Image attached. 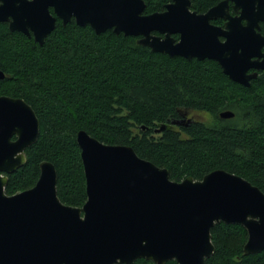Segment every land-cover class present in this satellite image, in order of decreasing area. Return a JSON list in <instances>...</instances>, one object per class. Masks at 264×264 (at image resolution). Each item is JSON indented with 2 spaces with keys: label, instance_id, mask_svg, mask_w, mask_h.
I'll list each match as a JSON object with an SVG mask.
<instances>
[{
  "label": "water",
  "instance_id": "1",
  "mask_svg": "<svg viewBox=\"0 0 264 264\" xmlns=\"http://www.w3.org/2000/svg\"><path fill=\"white\" fill-rule=\"evenodd\" d=\"M189 3L174 0L163 12L145 14L144 0H0V21L43 44L58 17L65 25L74 16L98 34L113 29L143 35L138 43L154 51L217 60L232 80L250 85L257 73L247 68L264 67V58L251 63L233 40L220 42L209 33V19L222 4L198 14ZM174 32L181 33L180 41ZM5 75L0 67V78ZM235 114L220 112L222 118ZM40 129L29 102L0 94V264H130L139 258L204 264L216 249L212 228L221 221L246 228V254L264 250V191L257 184L223 168L201 179L175 180L167 167L141 157L133 146L106 143L84 129L76 137L86 178L82 206L59 197L58 170L50 160L40 162L34 186L7 193L8 174L27 162L26 149Z\"/></svg>",
  "mask_w": 264,
  "mask_h": 264
},
{
  "label": "trees",
  "instance_id": "2",
  "mask_svg": "<svg viewBox=\"0 0 264 264\" xmlns=\"http://www.w3.org/2000/svg\"><path fill=\"white\" fill-rule=\"evenodd\" d=\"M167 0H147V9ZM204 9L217 0H192ZM0 94L22 97L41 124L27 162L9 174L6 191L34 186L40 162L58 170V195L67 204L87 200L77 142L84 129L110 144H127L167 167L172 179H201L217 168L240 174L264 191V74L250 86L232 80L212 59L171 56L137 43L134 36L59 20L43 44L0 21ZM233 109L237 119L220 112ZM203 114L186 135L172 122ZM165 125L160 131L156 128ZM160 132V136L154 135ZM248 233L238 223L212 228L214 253L204 264H264V250L246 254ZM130 264H155L139 258ZM166 264H179L170 260Z\"/></svg>",
  "mask_w": 264,
  "mask_h": 264
},
{
  "label": "flooded vegetation",
  "instance_id": "3",
  "mask_svg": "<svg viewBox=\"0 0 264 264\" xmlns=\"http://www.w3.org/2000/svg\"><path fill=\"white\" fill-rule=\"evenodd\" d=\"M144 1L145 3L147 2V0H144ZM173 2L174 0H167L163 3V5L160 8H153L150 10L147 9V3H146L144 13L151 14L154 12H163L167 9L168 4H171ZM189 2H190L188 4L189 10L191 12H197L198 14H205L211 8L219 4H222V6L219 9L218 15L216 17H212L209 19V23H210L209 33H213L216 39H218V41L220 42H225L228 39L233 40L237 53H242L244 56H250L251 63L263 60L264 58V15L262 16V14H264L263 13L264 12V0H217L215 3L207 6L204 9L195 5L192 0H189ZM50 10L51 12L54 13L53 6H50ZM59 20H61L63 24L62 19L59 17L57 18V24ZM72 20H75L76 22V18L74 16H72ZM1 22H6L8 23V26H9L8 21H1ZM152 34L161 36L162 38L166 36V33L161 32L159 30H153ZM130 36H134L137 43H138V40L143 37V35H130ZM171 36L175 39V42H178L181 39L180 32L171 33ZM145 46H148V45H145ZM174 56H181V55H174ZM182 57H185V56H182ZM193 58L198 59L197 57H193ZM204 59H211V58H204ZM204 59H199V60H204ZM214 61H216L217 64L223 70V67L220 64V62L217 60H214ZM247 69H248L247 73L249 74L255 73V72L257 73V75L250 80V84L255 79H257L260 75L264 74V67H257V66L251 65ZM234 111L236 112V110ZM188 117L191 118V120H187ZM237 117L238 116L236 112L234 117L223 118V119L232 120V119H237ZM184 118H180L182 120L181 124H174L172 122V126L187 127L197 120L192 115H189ZM9 174H8V177H9Z\"/></svg>",
  "mask_w": 264,
  "mask_h": 264
},
{
  "label": "rangeland",
  "instance_id": "4",
  "mask_svg": "<svg viewBox=\"0 0 264 264\" xmlns=\"http://www.w3.org/2000/svg\"><path fill=\"white\" fill-rule=\"evenodd\" d=\"M192 116H194L195 118H198V119H203L204 118V115L203 114H199V113H194V114H192ZM175 130L179 131L183 137L187 136L185 131H183L182 127L175 126ZM154 135L160 136L161 133L160 132H154Z\"/></svg>",
  "mask_w": 264,
  "mask_h": 264
}]
</instances>
